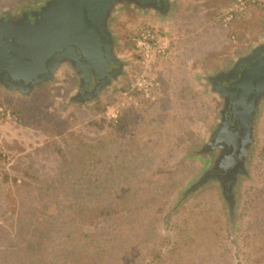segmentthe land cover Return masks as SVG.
<instances>
[{
	"label": "rangeland",
	"instance_id": "obj_1",
	"mask_svg": "<svg viewBox=\"0 0 264 264\" xmlns=\"http://www.w3.org/2000/svg\"><path fill=\"white\" fill-rule=\"evenodd\" d=\"M45 1L0 0V15L17 16ZM231 2L177 0L169 20L127 6L120 9L111 28L123 74L84 105L72 100L77 80L70 68L27 98L0 87V223L10 229L22 212L32 213L35 224L48 216L52 222V205L79 190L62 192L66 184L97 180L99 168L112 164L116 169L102 171L101 178H110L106 183L115 186L111 191L119 202L114 213L92 219L77 214L75 204L89 203L81 191L72 207H58V235L76 232L82 248L90 241L104 264H193L194 245L219 233L238 264H264V104L249 176L237 187L233 222L217 181L187 191L213 158L202 148L216 128L220 105L209 93L206 76L264 38V0L248 1L242 13L225 20ZM145 28L158 32L167 54L145 68L156 83L151 96L134 93L136 104L129 105L122 93L142 69L133 38ZM49 183L55 186L52 192L45 190ZM45 248L40 253L48 258ZM218 255L217 262L226 264L229 255Z\"/></svg>",
	"mask_w": 264,
	"mask_h": 264
},
{
	"label": "water",
	"instance_id": "obj_2",
	"mask_svg": "<svg viewBox=\"0 0 264 264\" xmlns=\"http://www.w3.org/2000/svg\"><path fill=\"white\" fill-rule=\"evenodd\" d=\"M176 1L46 0L21 16L7 13L0 17V87L27 98L70 68L77 80L76 103L91 102L123 74L111 28L114 15L127 6L169 20ZM210 75L218 77L209 93L220 106L217 127L205 143L210 149L203 153L213 158L187 191L217 181L231 223L239 181L249 176L247 165L264 104V38ZM220 166L223 175L209 177L208 172Z\"/></svg>",
	"mask_w": 264,
	"mask_h": 264
},
{
	"label": "trees",
	"instance_id": "obj_3",
	"mask_svg": "<svg viewBox=\"0 0 264 264\" xmlns=\"http://www.w3.org/2000/svg\"><path fill=\"white\" fill-rule=\"evenodd\" d=\"M191 32V34H197L196 30ZM197 47H200V45H197ZM195 50H198V48L192 49V51ZM171 92H174V90ZM181 92L184 96L186 89H183ZM14 113L16 114L17 112ZM186 121L187 120H184V124L181 127L182 129L186 126ZM188 121L190 122V120ZM163 125L165 127H170L168 121H164ZM171 143L173 144L172 141ZM102 167L99 168L97 173L95 172V176L98 175L97 180L92 181L86 179L85 182L80 185L74 183L66 184L61 190L63 192L65 189L67 193H71L76 188H79L73 196L75 197L76 193L83 191L81 193L85 194L86 199H88L86 202L89 201L85 207L83 204H81V206L79 204L73 206L75 201L74 197L63 200L62 202L58 199L59 201L52 205V208L55 209V217L52 222L49 221L50 219L48 216L43 217L42 223L35 224L34 216L30 212L17 213L16 221L10 223V229L6 228V223L4 224V222H1L0 264H56L57 260L59 261L58 264H62L65 260L69 261L71 264H104L102 260L97 259V252L94 251V247L90 244V241L86 242V246L82 248L81 236H78L76 232H67L63 235H58L59 230L61 229L58 224L61 221H59L61 208L58 209V207L61 206V204H69L71 207H76L77 210H79L77 211V214L84 213L89 219L95 217L104 218L114 213L116 205L119 202L116 196L113 195L114 191H111L115 186L106 183L110 178H101V176L107 173L110 174L113 172V169L116 168L112 164L111 166L109 165V167ZM102 171L104 174L101 173ZM120 172L123 173V171ZM128 176L129 175H126V177ZM54 189L55 186L53 187L51 183L47 184L45 188L46 191L51 192ZM120 191H122L121 188ZM125 192H127V190ZM22 219H26V223H22ZM93 236L97 235L95 234ZM87 238H91V236H87ZM92 240H94L93 237ZM224 241L222 235L220 236L218 233L216 239H212L202 245H194V248L190 253L193 259V264H214L213 260L216 261L215 264H219V261L217 262V257L219 256L218 252H220V254L222 253V255L225 253L229 255L225 257L224 262L226 264H238L233 255L229 253ZM260 241H264V237L260 238ZM42 245L46 246L45 250H47L46 255L48 258L44 256L45 253H40ZM87 250L88 253L86 252ZM101 252L103 253V248ZM87 254L90 255V257L87 258ZM92 254H94L95 258L91 257ZM11 259H13V263L11 262ZM38 261L39 263H37Z\"/></svg>",
	"mask_w": 264,
	"mask_h": 264
},
{
	"label": "built area",
	"instance_id": "obj_4",
	"mask_svg": "<svg viewBox=\"0 0 264 264\" xmlns=\"http://www.w3.org/2000/svg\"><path fill=\"white\" fill-rule=\"evenodd\" d=\"M248 1L253 0H232L230 6L224 12L225 20H230L233 15L242 13ZM133 43L142 69L138 72V76L132 77L128 88L122 93L124 95L123 100L129 105L136 104L134 93L144 97L151 96L156 83L153 78L144 72L145 68L154 64L157 58L164 57L167 54L166 46L162 43V38L152 28H145L136 34L133 38ZM5 115L8 117L9 113L5 112ZM116 116L114 114L115 118Z\"/></svg>",
	"mask_w": 264,
	"mask_h": 264
},
{
	"label": "flooded vegetation",
	"instance_id": "obj_5",
	"mask_svg": "<svg viewBox=\"0 0 264 264\" xmlns=\"http://www.w3.org/2000/svg\"><path fill=\"white\" fill-rule=\"evenodd\" d=\"M38 7H39V6L31 7V8L26 7L25 10H24V12H31V11H34V10H36ZM19 12H20V11H19ZM21 14H22V13H19V14H17V16H21ZM6 15H7V14L0 15V17L6 16ZM206 78H207V79H206V82H207V84L210 86V85H212L213 83H215V80H216L218 77H215V76H211V75H210V76H207ZM72 100H73L74 102H77L78 99L72 97ZM216 127H217V126H216ZM214 130H215V128H214ZM214 130H213V132H214ZM205 143H206V142H204V146H203L202 149L208 151V149H210V148H209V145H205ZM223 168H224V167L220 166V168H219L218 170H213V171L208 172L209 177H213V176H216V175H217V176H218V175H223L222 172H221ZM225 169H226V167H225Z\"/></svg>",
	"mask_w": 264,
	"mask_h": 264
}]
</instances>
